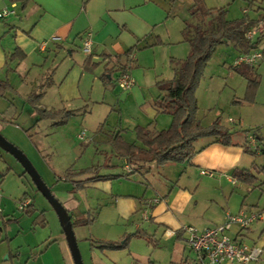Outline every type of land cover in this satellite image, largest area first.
<instances>
[{
  "label": "crops",
  "instance_id": "1",
  "mask_svg": "<svg viewBox=\"0 0 264 264\" xmlns=\"http://www.w3.org/2000/svg\"><path fill=\"white\" fill-rule=\"evenodd\" d=\"M180 4L179 0H27L26 2L24 0H0V13L4 10L11 11L6 17L0 18V81L8 82L12 88L4 94L0 93V97L5 99L3 107L6 109H3V112L5 115L10 112L9 114L12 113L14 116L19 113L20 108L14 102L16 98L23 95L18 87L20 84H28V78L34 70H44L41 74L43 75L42 79L35 77L36 87L31 85L30 90L24 92L25 96L21 98L25 106L29 105L37 112L36 109H40V101L43 100L46 91L56 89L59 106L55 111L49 112L71 111L70 116L68 113H64L66 124L57 126L55 125L56 121L53 120L54 126L58 128L65 126L74 118L76 112V109L69 110L65 105L70 101L82 98L81 82L85 74L96 75V78L99 77V79H108L113 87H117L118 69L125 62L128 51L133 50L137 71H141L145 66L144 51L138 52V50L149 39H152V44L155 46L154 54H157L161 46L168 45L166 46L168 50L164 53H166V60H169L168 73L171 75L165 79L161 73L156 78H164L159 82L173 79L175 77L174 62L182 59L178 58L177 51L170 48L178 41V39L174 40L173 31L171 32L170 29L172 23L170 17L179 15L180 6L178 5ZM191 5L192 0H187L185 3L187 13L180 18L183 23L180 38L189 45L190 51V43L185 40L183 31L186 28L185 21L191 18ZM248 16L250 17V15ZM261 16L262 14H259L256 18H250L258 20ZM163 26L166 30L165 33L154 35V29ZM87 32L93 34V52L71 62L69 64L71 67L60 84L54 79L55 75L49 78V74L47 75V71H45L48 67H45L47 61L44 58L49 60L59 50L63 52L70 48L69 55L74 59L77 54L71 48L76 41L83 43L84 35ZM232 44L234 45V43ZM236 50L240 56L241 52L237 48ZM119 57L120 61L117 60ZM103 63L107 67L106 72L101 74V64ZM256 70L260 75L259 69L256 68ZM132 76H134L135 86L130 90L134 91L131 98L133 101L131 113L137 119L122 123L118 120L116 122L118 129L114 130L115 133L111 134L110 132L108 136L102 130L101 125L95 128L98 131V139L107 138L105 149L110 150L109 152L113 155L116 153L111 143V137L117 132L121 131V135L126 141L133 142L136 138L134 129L137 126L161 131L169 128L173 120L171 115L157 111L155 101L163 93L158 86L147 98L139 100L140 94L145 90L137 89L136 83L137 80H141L139 78L141 75L139 76V73L134 75L133 72ZM13 78L17 81L16 83ZM142 79L144 78L142 77ZM18 83L19 86L16 85ZM41 85H44V88H40ZM38 90L39 92H37ZM37 93H42V97L35 100L33 96ZM242 97H244V93ZM237 101L240 102L239 99ZM197 103L202 111L199 118L203 126H210L220 117L219 111L215 107L200 106L199 98ZM256 103L257 99L254 105ZM115 110L110 109L109 113ZM0 112L2 111L0 110ZM228 121L235 122V120ZM221 124L226 126L222 120ZM230 130L233 132L232 145H223L218 142L216 137L201 138L196 142L197 151L189 162L168 163L165 166L147 163L135 174L125 177L129 173L128 164L126 159H122L120 172H113L118 168L114 169L113 173L88 170L89 173L82 174V176L86 175V178H82L83 184L79 187L76 180L73 182L64 176L60 178L73 183L72 191L87 189L95 193L94 204L90 208L96 210V217H92L94 214L84 207V215L76 217L72 215L73 221L78 217L90 214L93 218L92 224L100 222L107 228L119 231L121 237L114 239L116 240L114 242H122L129 236L130 233L127 231L129 224L136 230L122 249L116 251L91 250L93 256L99 261L98 264H209L206 258L189 247L187 233L184 232L183 227L192 225L203 230L221 224L224 222L227 212L233 214L242 211L246 214L258 213V220L249 229L241 231L239 226H236L234 238L241 237L244 241L249 239L250 245H258L264 249V176L259 174V181L254 185L234 177V171L237 169L247 170L254 166L264 165V153L261 152L264 147V123L255 124L251 131ZM251 137L256 139L255 146L250 143ZM258 137L262 138L263 146L259 143L257 150ZM246 147L250 150L256 149L257 153H250ZM154 165H157V173L160 176L155 183L156 187H154L155 184L147 180V176L155 171ZM102 166L120 167L114 162L109 164L105 162ZM204 170L212 172V175L203 174ZM69 172L67 169V173ZM77 175L80 176L78 172ZM96 175L102 177L90 179ZM79 205L78 200L71 197L67 210L74 212L73 210ZM3 212L4 209L0 207V220L4 225L6 221L13 220L14 216H2ZM39 214L32 219L35 225L30 234L32 240L27 239L28 241H26L28 247L40 249L35 255L32 253V264H71L69 250L65 242L66 237L64 238L61 234H56L53 237L51 233L47 238V236L40 237L37 234L38 225L46 226L42 224L43 219ZM45 219L48 224V219ZM149 223H155L158 229L148 233L147 227L144 228V226ZM5 227H1L0 232L6 229ZM23 234L27 235L25 232H19L12 238V242L8 244L10 250ZM149 239V248L152 244L157 248L152 252L146 248H143L141 252L137 251L138 245ZM84 240H88V238L84 237ZM0 248L2 257L8 251L2 244ZM15 249H18L20 258L25 254L22 245H18ZM10 255L7 259L10 258ZM263 262L264 253L260 262L249 264ZM222 264L231 263L223 262Z\"/></svg>",
  "mask_w": 264,
  "mask_h": 264
},
{
  "label": "rangeland",
  "instance_id": "2",
  "mask_svg": "<svg viewBox=\"0 0 264 264\" xmlns=\"http://www.w3.org/2000/svg\"><path fill=\"white\" fill-rule=\"evenodd\" d=\"M179 1L181 3L178 5L180 6L178 9L179 15L170 17L172 20L170 25L171 32L173 31L174 40L176 41L178 39V41L170 48L178 52V58L184 60L190 54V47L180 38L183 29V23L180 18L187 13L185 6L187 0ZM205 3L209 8L225 7L227 9V18L230 20L242 19L247 16L245 13L246 9H249L248 15L251 18H256L259 14L264 16V0L253 2L252 0H205ZM165 31L164 26L158 27L154 29V35L165 33ZM151 40H147L140 46V50H138V52L144 51L145 66H143L141 71H137L138 67H136L135 61L132 66V75L133 72L134 75L138 73L139 76L141 75L139 77L141 80H137L135 77L138 81L136 83L138 86L137 89H145L140 94V98L137 97L139 100L141 98H147L151 92L156 90L158 82L161 79L171 75L168 73L169 60H166V53H164L168 50L166 48L168 45L161 46L157 54H154L153 48L155 46ZM71 49L75 50L77 54L74 59L69 55L70 48L63 50V52L59 50L49 60L44 58L47 61L45 67H48L45 70L47 71L46 74H49V78L55 75L54 79L57 80L58 84L63 81L69 71L71 67H69V64L71 62L77 61L81 56L89 55L84 53L83 43L80 41H76ZM258 49L264 52V41L261 42ZM238 56L239 53L232 42H224L218 45L204 70L200 85L196 90V97L197 99L199 98L200 106L207 107L211 105L219 111L220 117L218 118L223 121L226 128L236 129L237 131H251L255 124L264 123V59L255 66L259 69L261 78L255 98L250 103L244 100L248 82L245 77L233 69L234 61ZM103 64H101V74L106 72L105 69L107 66ZM122 67V65L119 66V73ZM22 68L24 69L25 66ZM43 71H39L38 69L34 70L28 78L27 85L20 84L19 86V83L16 84L19 86L17 87L20 89L21 95L25 96L24 92L30 90L31 85L36 87L34 84L36 81L35 77L37 76V78L42 79L43 75L41 74ZM161 73L164 78L157 79L156 76ZM231 73L234 75L231 76ZM16 82L14 79V83ZM56 92V89L46 91V95L40 101V109L48 111H55L57 109L59 106V97ZM81 93L82 98L70 101L65 105L69 110L76 109V112L69 124L60 128L53 125V120L40 119L39 113L35 112L29 105L25 106L21 98L23 96L21 95L14 102L20 108L19 113L14 116L8 112L5 115V112H3L6 109L3 107L5 99L0 97V110L2 111L0 112V133L26 154L47 185L51 188L53 194L66 209H69L68 205H70L71 197L78 200L80 205L73 210L74 212H70L71 215L74 217L81 216L85 207L87 211L89 210L91 214H94L92 217H96V210L90 208L94 204V191L87 189L72 191L73 183L63 181L60 178L64 176L67 180L69 179L73 182L76 180L79 187L83 184L82 178H86V175H77V172L79 174V171L82 169L98 170L101 173L105 171H109L108 173L120 172L123 158L113 155L109 152L110 150L105 149L107 146V138L98 139V131L95 128L101 125L102 130L108 136L110 132L112 134L114 130L118 129V124H116L118 120L122 123L123 121L137 119L131 113V107L133 105L131 98L134 91H123L119 86L113 87L110 80L105 78L99 79V77L96 78V75L88 73L85 74L81 82ZM243 93L244 97H242ZM256 99L257 103L254 105ZM110 109L116 110L109 113ZM200 112L202 111L199 108V114ZM228 120H235V122H229ZM240 122H242V125H240ZM81 132H86L87 134L84 139L78 137ZM105 162L108 164L114 162L120 167H104L102 165ZM154 167L155 171H153V174L147 176V180L152 184H155L160 177L157 173V165H154ZM67 169L71 174L67 173ZM147 180L144 181L146 182ZM156 186L155 184L154 187ZM0 187V207L4 209L2 216H14L13 220L6 221L4 225L0 220V228L6 226V229L0 232V245L5 246L8 251L2 257L0 256V264H32V253L35 255L40 250L38 248H30L26 245L27 239L32 240V235L30 234L35 228L32 219L37 214L44 212V216L49 222L48 224L45 223V227L38 225L37 234L40 237L47 236V238L51 233L53 237L56 234H61L65 238L59 217L47 198L36 187L23 165L11 153L1 147ZM25 199L32 202L33 206L27 210H20L19 204ZM144 228L147 229L146 231L148 233L158 229L155 223H149ZM236 230L237 228L235 226L231 230L230 235L234 237ZM127 231L130 233L129 236L132 237V233H135L136 230L129 224ZM19 232H25L27 235H21L12 246L11 251L8 244L12 242V238ZM75 233L84 264L99 263L91 252L93 249L116 251V249L99 248L101 245L100 241L114 242L116 241L114 239L121 237L119 236V231L111 229L110 227L107 228L100 222H95L85 227H77L75 228ZM38 235H36L37 238ZM84 237H87L88 240H84ZM149 241L150 239L143 241L141 245L139 242L138 248H136L137 251L141 252L143 248L150 249V252L154 251L157 246L152 244L149 248ZM246 241L251 243L249 239H246ZM65 242L69 250L71 264H75L67 240ZM18 245H22L25 253L21 258L18 255V249H15ZM0 250L2 249L0 248ZM10 251L11 255L9 254ZM9 255L10 258L7 259ZM92 256L94 257L93 260ZM261 264H264V262Z\"/></svg>",
  "mask_w": 264,
  "mask_h": 264
},
{
  "label": "trees",
  "instance_id": "3",
  "mask_svg": "<svg viewBox=\"0 0 264 264\" xmlns=\"http://www.w3.org/2000/svg\"><path fill=\"white\" fill-rule=\"evenodd\" d=\"M190 16L191 18L185 21L186 28L183 31L185 40L191 46L190 54L186 59L174 62L175 77L173 79L158 82L157 85L163 93L155 101V106L158 113L172 116L171 126L161 131L137 126L134 129L136 138L133 142L126 141L122 137L121 131L111 137L114 152L120 158L126 159L127 164L131 167V171L125 177L135 174L147 163L165 166L168 163L191 161L197 151L196 142L204 137H216L218 142L223 145H232L233 143V132L223 126L219 118L208 127L202 125L199 118L196 90L218 45L224 42H232L241 54H246L258 49L264 39V34L256 40L249 39L247 32L256 26L257 19H251L247 15L242 19L230 20L227 18L225 7L209 8L205 0H192ZM132 52L133 50L128 51L126 57ZM117 60L120 61V57ZM233 69L244 76L248 82L244 100L250 103L253 102L261 78L255 66L242 64L233 66ZM40 88H44V85H41ZM11 89L8 82L0 81L1 94ZM41 97L42 93L33 96L35 100ZM36 111L40 114V119L55 120L57 126L67 123V120H64V113H68L69 116L72 114L71 111L49 112L39 108ZM257 141L256 149L258 150L260 144L263 146V140L258 137ZM246 149L250 153H257L256 149H254L255 151L247 147ZM261 152L264 153V147ZM85 173H89V171L81 170L79 174ZM259 174L264 176V165L234 171L236 179L250 185H254L259 181ZM101 177L96 175L90 179ZM31 206L32 204L27 206L25 210ZM68 212L72 217L70 211ZM39 216H42V224L45 225L44 212H41ZM72 222L75 229L79 226L91 225L93 218L89 214L85 217H78L74 221L72 219ZM129 239L130 236L122 242L99 240L101 244L99 248L122 249L127 245Z\"/></svg>",
  "mask_w": 264,
  "mask_h": 264
},
{
  "label": "built area",
  "instance_id": "4",
  "mask_svg": "<svg viewBox=\"0 0 264 264\" xmlns=\"http://www.w3.org/2000/svg\"><path fill=\"white\" fill-rule=\"evenodd\" d=\"M11 11L4 10L0 13V18L6 17ZM246 15L249 9L245 10ZM264 34V16L258 19L256 26L247 32V37L251 40H256L260 35ZM93 34L87 32L83 38V51L86 54H91L93 50ZM264 59V52L256 49L250 53L241 54L234 62V66L242 64L256 66ZM135 61V55L130 53L126 57V61L122 64V70L117 79V85L123 91H130L135 86V80L132 76V66ZM87 136L86 132L79 134L80 139ZM252 146L256 145L255 137L250 138ZM127 170L130 172L131 167L127 165ZM203 174L212 175V172L202 171ZM31 202L23 200L19 204L20 210H25ZM259 218L258 213L246 214L244 211L233 214L226 213L223 223L199 230L195 226L186 225L183 227L187 233V243L189 247L198 253L200 256L206 258L209 264H222L228 262L231 264H249L253 262H260L264 249L258 245H250L241 237H232L230 235L234 226H239L241 231L249 229Z\"/></svg>",
  "mask_w": 264,
  "mask_h": 264
},
{
  "label": "water",
  "instance_id": "5",
  "mask_svg": "<svg viewBox=\"0 0 264 264\" xmlns=\"http://www.w3.org/2000/svg\"><path fill=\"white\" fill-rule=\"evenodd\" d=\"M0 147L5 151L11 153L23 165L26 172L30 175L33 182L35 183L36 187L50 202L59 217V221L65 234L74 263L84 264L75 229L73 226L72 217L70 216L68 210L60 202V200L56 198L51 188L47 185L45 180L42 178L38 170L32 164L30 159L26 156V154L20 148L9 142L1 133Z\"/></svg>",
  "mask_w": 264,
  "mask_h": 264
}]
</instances>
